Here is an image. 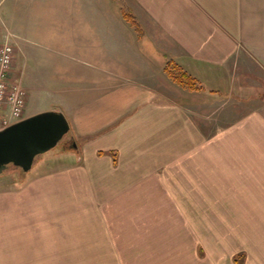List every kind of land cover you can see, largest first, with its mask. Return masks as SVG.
I'll return each instance as SVG.
<instances>
[{"label": "crops", "instance_id": "0c3cea01", "mask_svg": "<svg viewBox=\"0 0 264 264\" xmlns=\"http://www.w3.org/2000/svg\"><path fill=\"white\" fill-rule=\"evenodd\" d=\"M27 3L21 0L20 9L46 16L52 26L84 38V46L73 50L84 66L75 77L91 78L92 69L100 68L107 84L101 91L70 94L64 100L76 142L70 150L71 164L41 172L20 192L9 194L26 217L36 205L41 213L36 217L37 238L73 236L75 226L71 229L60 222V204L68 200L73 211L77 205L85 207L89 216L83 221L96 223L97 236L104 243L107 238L122 243L124 237H131L123 221L134 212L123 210L122 198L132 197L142 182L148 183L149 194L163 187L167 195L170 189L175 197L169 201L174 203L186 195L203 197L210 186L205 181L227 172L238 174L240 164L264 165V156L250 155L257 144L264 148V105L245 112L244 121L223 118L234 115L223 102H240L239 88L255 90L264 85V0ZM27 15L19 20L26 26ZM5 25L0 19V39L10 41ZM108 38H115L113 64L107 59ZM145 39L147 46L141 45ZM16 59L23 77L18 50ZM36 61L45 64L38 54ZM169 63L199 80L201 89L192 91L175 83L167 71ZM261 98L264 92L242 100ZM205 131L210 132L206 138ZM235 149L247 156L233 157ZM235 181L223 185L225 194L237 195L238 177ZM243 186L244 195L264 197L260 181L249 178ZM74 221L75 215L70 222Z\"/></svg>", "mask_w": 264, "mask_h": 264}, {"label": "rangeland", "instance_id": "374dc122", "mask_svg": "<svg viewBox=\"0 0 264 264\" xmlns=\"http://www.w3.org/2000/svg\"><path fill=\"white\" fill-rule=\"evenodd\" d=\"M32 1L23 0V4L28 6L27 2ZM20 5L21 0H0V19L6 21L9 42L20 52L25 68L22 77L15 57L13 76L28 92L25 116L59 110L68 118L66 96L101 91L107 84L102 81L104 77L100 68L92 69L91 78L75 77V74L83 72L84 66L73 50L84 46V38L68 35L63 28L52 26L46 16L28 14L26 9H20ZM26 15L28 26L19 22ZM7 21H12V24ZM92 43H95V38ZM148 44L147 39L141 42L144 46ZM114 46L115 38H108L107 59L111 64L115 62L116 55L111 51ZM37 54L44 60V65L36 61ZM239 90L237 100L240 102H223L229 106V114L234 113L223 117L226 122L244 121L248 118L245 112H256L264 105L262 98L243 101L250 100V95L264 92V85L255 90L249 86ZM207 131L205 138L210 135ZM74 145L72 134L67 135L54 149L37 157L32 170L25 176H22V170L13 166L0 175V264H236L235 259L244 254L243 264H264V197L244 195L246 189L242 187L249 178L263 185L264 165L240 164L242 171L238 174L227 172L214 176L212 181H205L204 185L208 183L210 186L203 197L186 195L177 197L174 203L169 201L173 192L169 188L171 195L168 191L165 195L163 187L153 195L149 194L148 183L142 182L132 197L125 195L122 198L123 210L132 209L131 215L136 217L135 220L130 215L123 221L125 231L131 233V237H124L122 243H115L118 240L113 238H107L104 243L97 236L96 223L83 221L89 216L85 207L80 204L73 211L68 200L60 204V222L65 227L70 225L71 229L75 226L73 236L69 238L60 233L59 238H37L36 217L41 213L38 214L36 205L28 210L29 216L26 217L18 202L9 200V194L20 192L30 179L41 172L64 162L70 165L69 155L71 157L70 150ZM257 146L250 155L264 156L262 145L261 148ZM234 151L236 154L230 153L231 157L247 156L238 155V149ZM206 155L211 156V153ZM228 174H232L229 179ZM235 177H238L239 184L237 195H234L235 191H231L233 195L225 194L223 185L229 183L232 186L236 182ZM74 215L76 221L73 223L70 221Z\"/></svg>", "mask_w": 264, "mask_h": 264}, {"label": "water", "instance_id": "95a60500", "mask_svg": "<svg viewBox=\"0 0 264 264\" xmlns=\"http://www.w3.org/2000/svg\"><path fill=\"white\" fill-rule=\"evenodd\" d=\"M71 124L59 111H45L0 131V175L10 166L28 174L37 157L54 149L69 135Z\"/></svg>", "mask_w": 264, "mask_h": 264}, {"label": "built area", "instance_id": "2783aa9c", "mask_svg": "<svg viewBox=\"0 0 264 264\" xmlns=\"http://www.w3.org/2000/svg\"><path fill=\"white\" fill-rule=\"evenodd\" d=\"M15 56L13 45L0 40V131L25 118L28 93L13 78Z\"/></svg>", "mask_w": 264, "mask_h": 264}, {"label": "trees", "instance_id": "16d2710c", "mask_svg": "<svg viewBox=\"0 0 264 264\" xmlns=\"http://www.w3.org/2000/svg\"><path fill=\"white\" fill-rule=\"evenodd\" d=\"M135 25L137 24L136 21L131 20ZM168 74L170 78L177 83L178 85L187 88L188 90H199L201 89V83L199 80H197L195 77L187 73L186 71L183 70L182 67H180L176 63H169L168 68H167ZM70 135V134H69ZM22 176L24 175V172H22ZM235 263L237 264H243L244 263V256L243 257H238L235 259Z\"/></svg>", "mask_w": 264, "mask_h": 264}]
</instances>
